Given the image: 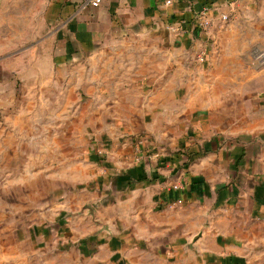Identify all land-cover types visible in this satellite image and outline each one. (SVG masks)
I'll use <instances>...</instances> for the list:
<instances>
[{
  "label": "crops",
  "instance_id": "1",
  "mask_svg": "<svg viewBox=\"0 0 264 264\" xmlns=\"http://www.w3.org/2000/svg\"><path fill=\"white\" fill-rule=\"evenodd\" d=\"M228 2L241 14L232 34L192 27L202 6ZM181 19L185 33L166 28ZM227 35L237 44L217 54L212 43ZM254 43L264 51V0H0V56L36 55L28 66L42 89L99 122L107 155L77 165L49 220L0 264H264V87L237 59ZM230 85L226 125L210 106L226 104ZM134 134L150 139L154 161L133 163L120 138ZM184 152L199 155L187 163Z\"/></svg>",
  "mask_w": 264,
  "mask_h": 264
},
{
  "label": "rangeland",
  "instance_id": "2",
  "mask_svg": "<svg viewBox=\"0 0 264 264\" xmlns=\"http://www.w3.org/2000/svg\"><path fill=\"white\" fill-rule=\"evenodd\" d=\"M238 15L241 14L237 12L233 19L220 24V29L232 34L231 23L239 18ZM231 44L235 47L236 38L234 40L232 35H227L226 41L222 36L210 48L219 54ZM27 45L23 49L28 48ZM238 58L253 68V84L258 87L255 91L262 90L264 51H261V46L254 43L248 50V56ZM15 59L18 61L13 64ZM33 60H36V55H23L20 58L0 56V259L5 257L8 249H16L27 243L25 233L28 228L37 224L43 226V222L49 220L45 212L50 210V203L56 198L57 191L67 189L70 175L76 173L78 164H105L107 160L106 151L94 134L93 127L99 122L89 127L88 121L75 117L77 112L73 105L59 109L55 101L59 89L55 90L49 83L42 89L43 85L33 71L36 65L28 66ZM217 61H220V57H217ZM22 70L25 72L18 74ZM229 77L234 79L235 74ZM232 87L230 85L221 94L226 104L210 106L211 113L216 114V122L221 124L227 125L229 117L220 120V112L226 116V112L228 114L235 108V105L227 103L229 94L235 91ZM80 93L79 90L78 98L85 97ZM59 113L62 114L61 119L56 121ZM128 138L133 163L139 161L141 156L154 161L150 139L134 134L123 136L120 141ZM231 140L232 137L225 138L227 143ZM163 152L169 153L166 149ZM184 154L188 163V153Z\"/></svg>",
  "mask_w": 264,
  "mask_h": 264
},
{
  "label": "built area",
  "instance_id": "3",
  "mask_svg": "<svg viewBox=\"0 0 264 264\" xmlns=\"http://www.w3.org/2000/svg\"><path fill=\"white\" fill-rule=\"evenodd\" d=\"M101 0H85V4H89L92 7H96L100 4ZM166 4H170L171 0H165ZM236 5L233 2H228L224 10H218L215 5L205 4L199 10L194 12L191 19V24L194 29L203 33H210L215 24L218 25L233 19L237 15ZM166 28L171 33H185L187 28V20L181 19L177 22L170 23ZM198 61L204 60V54L201 53L196 56ZM171 188L176 190L179 188L177 184H172ZM182 201L179 199L175 203L180 204ZM174 204V203H173Z\"/></svg>",
  "mask_w": 264,
  "mask_h": 264
},
{
  "label": "trees",
  "instance_id": "4",
  "mask_svg": "<svg viewBox=\"0 0 264 264\" xmlns=\"http://www.w3.org/2000/svg\"><path fill=\"white\" fill-rule=\"evenodd\" d=\"M196 155H199L197 152H193V153H189L188 154V157H189V159L191 160V159H193Z\"/></svg>",
  "mask_w": 264,
  "mask_h": 264
},
{
  "label": "water",
  "instance_id": "5",
  "mask_svg": "<svg viewBox=\"0 0 264 264\" xmlns=\"http://www.w3.org/2000/svg\"><path fill=\"white\" fill-rule=\"evenodd\" d=\"M88 207V209L91 211L92 210V208H91V206H87Z\"/></svg>",
  "mask_w": 264,
  "mask_h": 264
}]
</instances>
